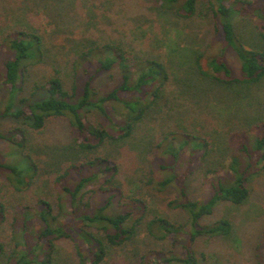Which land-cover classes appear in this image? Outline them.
I'll use <instances>...</instances> for the list:
<instances>
[{
    "label": "trees",
    "instance_id": "obj_1",
    "mask_svg": "<svg viewBox=\"0 0 264 264\" xmlns=\"http://www.w3.org/2000/svg\"><path fill=\"white\" fill-rule=\"evenodd\" d=\"M108 1L123 6L128 0ZM138 1L156 11L160 32L148 37L149 31L136 23L121 26L136 39L150 38L151 51L140 53L113 37L78 42L71 49L70 72L54 69L33 82L28 94L23 84L46 55L42 35L25 27L0 35V119L16 123L0 131V141L8 145V151L0 150V179L6 182L0 184L7 192L0 187V229L7 221L13 242L0 240V264H57L61 239L73 242L79 264H102L113 247L133 241L141 227L154 239L173 236L179 241L177 235H184V240L180 254L155 249L149 251L155 258L142 254L140 264H201L196 252L200 238L221 241L224 250H237L240 243L238 251L230 255L228 250L230 257L242 251L236 223L223 216L209 218L220 204L245 203L251 194L249 180L263 177L264 116L245 119V104L242 116L231 114L233 122L222 123L220 138L213 130L218 126L213 111H188L175 104L170 107L172 125L151 130L142 122L159 112L158 104L169 102L172 80L180 83L179 97L192 95L189 89H194L224 94L213 98L217 104L248 103L253 88L264 84V0ZM94 10L107 12L105 4ZM171 16L205 19L206 36L181 42L171 32ZM0 17L1 34L7 21ZM240 18L254 25L249 42L238 33ZM230 53L238 69L230 64ZM106 74L113 83H101ZM204 81L210 87L202 86ZM212 86L224 91H211ZM22 91L24 95H18ZM62 117L71 128L73 157L60 162L57 156L50 163V176L42 181L44 173L28 148L27 132H41L52 119ZM108 145L123 157L99 153ZM146 159L150 167L142 175ZM182 160L184 168L178 170ZM122 175L138 177L140 186ZM191 175H198L206 186L201 198L188 191L186 179ZM41 184L47 189L40 186L29 203L12 202L7 196L10 190L21 195ZM171 184L176 194L168 204L187 214L179 224L139 194L142 188L163 192ZM230 257L225 259L229 262Z\"/></svg>",
    "mask_w": 264,
    "mask_h": 264
},
{
    "label": "rangeland",
    "instance_id": "obj_2",
    "mask_svg": "<svg viewBox=\"0 0 264 264\" xmlns=\"http://www.w3.org/2000/svg\"><path fill=\"white\" fill-rule=\"evenodd\" d=\"M97 4H105L107 12L100 15L97 10H94ZM0 13L7 21V24L3 26L4 32L0 34L1 36L6 31L25 27L41 34L43 42L47 46L44 61L31 68V75L28 81L23 84L25 87L24 91L27 94L32 89L31 85L33 82L53 73L54 69L58 68L64 74L70 72L68 62L73 54L71 49L78 42H84L87 39H96L98 42H104L113 37L118 38V40H124L126 44H130L136 50L141 51L140 53H147L151 51L149 45L150 38L136 39L133 36L134 34L125 32V28L121 26V23L131 21L140 25L149 31L148 37H153L160 32V23L158 22L156 11L150 7L148 2L144 4L138 0H128L123 6L121 4H111L107 0H0ZM171 21V32L181 42L184 38L185 42H187L186 39L190 40L193 38V41H195L196 39L205 37L209 28L207 21L201 18L186 20L177 16H171ZM236 25L238 33L249 42V37L252 38L253 35V23L247 19L240 18ZM0 26H2L1 21ZM228 55L230 64L238 69L239 63L234 59L233 54L230 53ZM100 80H102L101 83L103 85L114 82L107 74L101 77ZM179 85L180 83L172 80L169 102L157 105L156 108L159 112L154 115L150 114L142 122L144 129L161 130L162 127L172 125L173 117L172 115L169 116L171 112L170 107L175 104L182 105L183 109L188 111L194 110V112H199V109L207 112L213 111V115H215L214 119L218 121V126L213 130L217 134L216 137L219 138L222 137L224 132L222 123L225 126L228 121L231 120L233 122L232 116H242L241 112L245 109V104L247 106L244 110L245 119L252 115L253 117H257L259 114L264 116V84L253 88L248 103L239 101V103L233 102L231 105L215 103L213 98L225 96L217 92L194 93V89H189L192 91L195 100L191 94L187 96L183 94L179 97L178 93H181V89L178 88ZM202 86L210 87V84L208 81H204ZM212 89L211 91H224V87L220 86H214ZM225 91L228 90L225 89ZM18 95H24V92L22 91ZM2 98L3 93L0 89V101ZM196 100L199 102L197 103ZM215 105L222 106L223 108L217 110L214 107ZM231 114L233 115L231 116ZM14 126H16V123L13 120L8 118L0 119V131H7ZM239 126L240 124L238 123L235 127L238 128ZM27 136L28 148L35 154L40 163L41 172L44 173L41 177L42 181L46 178L48 179L50 176L51 169L53 168L51 164L56 162L55 158L57 156H59L60 162L66 158L73 157L70 150L72 133L66 118L52 119L43 131H28ZM7 148V143L0 141V150L5 152L8 151L6 150ZM99 153H108L116 158L123 157V153L121 154L119 149L113 148L110 145L101 149ZM183 160L179 162L177 166L178 170L184 168ZM142 163H145L143 175V173L149 170L150 166L147 159L143 160ZM160 174L162 175V172ZM163 174H166V172H163ZM142 175L140 174L138 177ZM125 177L133 179L138 184L140 183L138 177L122 175V178ZM0 183L6 182L4 179H0ZM40 186L43 190L47 189L46 185L42 186L41 184L32 187L31 191H27L21 195L10 190L11 194L8 193L7 196L11 195L10 200L12 202L29 203L33 196L41 190ZM186 186L188 191L198 198L206 194V186L201 184V179L198 175L188 177L186 179ZM249 186L251 194L245 203L241 205L220 204L214 215L209 218V221H212L223 216L233 220L236 223L235 237L237 236L239 240L242 238L244 241L241 242L242 251L236 256L230 257L232 250H236V246L234 248L227 246V250H224L222 249L224 246L221 241L209 242L200 238L196 243V252L201 264H262V259L264 258V175L263 177H252L249 180ZM0 187L4 189L1 184ZM4 191L7 193L5 189ZM139 194H143L151 207L156 208L158 212L168 217L174 223L179 224L186 221L187 214L184 210L174 208L168 204V201L175 197V184H171L163 192L155 190L151 192L142 188ZM10 236V226L6 221L0 229V240L5 239L7 243L13 244L11 238L9 240ZM177 239L179 241H175L173 236L164 240L154 239L141 227L138 229L133 241L122 246L113 247L102 264H140L139 257L155 249L164 250L172 254H180L183 249L181 241L184 240V235H177ZM58 248L57 264H79L74 244L70 239L59 240ZM229 249L231 250L230 253ZM239 249L240 243L236 251ZM216 250H219V253ZM220 252L224 253V255L222 256ZM227 257H230L229 262L225 259ZM149 258H155L154 254H150L149 252Z\"/></svg>",
    "mask_w": 264,
    "mask_h": 264
}]
</instances>
